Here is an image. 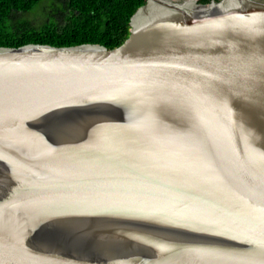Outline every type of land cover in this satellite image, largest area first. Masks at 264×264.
<instances>
[{
  "label": "water",
  "instance_id": "obj_1",
  "mask_svg": "<svg viewBox=\"0 0 264 264\" xmlns=\"http://www.w3.org/2000/svg\"><path fill=\"white\" fill-rule=\"evenodd\" d=\"M129 24L0 46V264H264V0Z\"/></svg>",
  "mask_w": 264,
  "mask_h": 264
},
{
  "label": "trees",
  "instance_id": "obj_2",
  "mask_svg": "<svg viewBox=\"0 0 264 264\" xmlns=\"http://www.w3.org/2000/svg\"><path fill=\"white\" fill-rule=\"evenodd\" d=\"M41 1L0 0V46L91 43L113 48L128 36L130 18L146 0H48L49 9L40 24L19 16L33 11Z\"/></svg>",
  "mask_w": 264,
  "mask_h": 264
},
{
  "label": "rangeland",
  "instance_id": "obj_3",
  "mask_svg": "<svg viewBox=\"0 0 264 264\" xmlns=\"http://www.w3.org/2000/svg\"><path fill=\"white\" fill-rule=\"evenodd\" d=\"M50 1L48 0H42L40 2V5L37 7H34L33 11H30L28 13H21L19 14L20 17H24L26 19H29L34 24H40L44 20V12L49 9Z\"/></svg>",
  "mask_w": 264,
  "mask_h": 264
},
{
  "label": "bare ground",
  "instance_id": "obj_4",
  "mask_svg": "<svg viewBox=\"0 0 264 264\" xmlns=\"http://www.w3.org/2000/svg\"><path fill=\"white\" fill-rule=\"evenodd\" d=\"M150 1V0H149Z\"/></svg>",
  "mask_w": 264,
  "mask_h": 264
}]
</instances>
